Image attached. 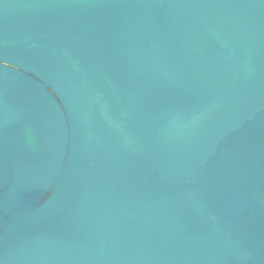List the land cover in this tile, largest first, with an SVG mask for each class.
Returning <instances> with one entry per match:
<instances>
[{
    "label": "water",
    "instance_id": "obj_1",
    "mask_svg": "<svg viewBox=\"0 0 264 264\" xmlns=\"http://www.w3.org/2000/svg\"><path fill=\"white\" fill-rule=\"evenodd\" d=\"M0 264H264V0H0Z\"/></svg>",
    "mask_w": 264,
    "mask_h": 264
}]
</instances>
